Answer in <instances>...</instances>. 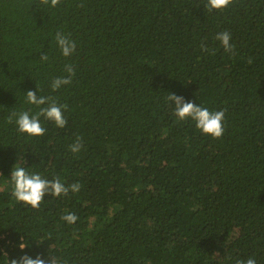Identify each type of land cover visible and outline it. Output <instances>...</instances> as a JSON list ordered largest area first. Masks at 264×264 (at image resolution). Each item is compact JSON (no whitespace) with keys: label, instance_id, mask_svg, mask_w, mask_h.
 Returning <instances> with one entry per match:
<instances>
[{"label":"trees","instance_id":"1","mask_svg":"<svg viewBox=\"0 0 264 264\" xmlns=\"http://www.w3.org/2000/svg\"><path fill=\"white\" fill-rule=\"evenodd\" d=\"M206 3L0 0V264H264V0ZM58 31L76 43L70 57ZM66 64L76 74L53 92ZM29 90L68 106L64 128L41 119L44 135L28 136L8 122L38 111ZM168 93L225 110L222 137L179 120ZM15 164L81 190L33 209L12 196Z\"/></svg>","mask_w":264,"mask_h":264},{"label":"clouds","instance_id":"2","mask_svg":"<svg viewBox=\"0 0 264 264\" xmlns=\"http://www.w3.org/2000/svg\"><path fill=\"white\" fill-rule=\"evenodd\" d=\"M61 0H40L41 5H47L55 8L60 4ZM233 0H207L204 7L209 11L226 9ZM231 34L227 31L217 33L215 39L220 41L225 52L233 53L234 45L230 43ZM55 41L64 57H70L76 50V43L70 36L58 31L55 34ZM202 50L207 51L204 45ZM40 60L46 62L49 60L47 53L42 52ZM251 62V61H249ZM64 70L67 73L64 77H56L51 82V90L56 92L64 85H69L72 78L75 76V68L72 64H66ZM37 91H39L37 89ZM26 102L35 105L38 111L35 114H30L29 111L13 112L8 117V122L12 123L15 118L17 131L28 136H42L46 129L41 124V119L55 124L57 128H64L67 120L64 117V111L67 109L66 104H59L52 96H37L36 91L29 90L25 93ZM166 100L174 105V115L179 120L191 119L195 122V126L203 134L209 135L214 139L222 137L224 133L223 121L225 118V110L210 111L206 107H201L191 101H185L184 97L178 96L175 93H168ZM82 148V143L78 138L75 143L70 146L73 153H78ZM12 196L16 201L22 202L24 205L31 206L33 209H38L46 195L53 197L67 196L70 192L78 193L81 190L79 183L66 185L61 182L57 176L51 180L42 177L39 173H29L25 166L15 164L11 170ZM68 224H74L78 217L74 213H69L61 217ZM18 247L23 250L26 245L21 242ZM7 256V255H6ZM8 258V257H7ZM7 264H66L55 256H50L48 259L37 254L35 258L25 254L18 258L7 260ZM236 264H257L253 257L245 260H237Z\"/></svg>","mask_w":264,"mask_h":264}]
</instances>
